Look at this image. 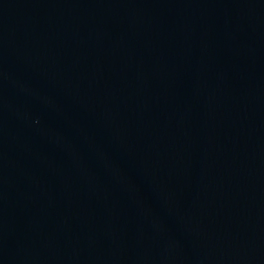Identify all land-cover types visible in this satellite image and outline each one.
Wrapping results in <instances>:
<instances>
[{
	"label": "water",
	"instance_id": "obj_1",
	"mask_svg": "<svg viewBox=\"0 0 264 264\" xmlns=\"http://www.w3.org/2000/svg\"><path fill=\"white\" fill-rule=\"evenodd\" d=\"M0 264H264V0H0Z\"/></svg>",
	"mask_w": 264,
	"mask_h": 264
}]
</instances>
